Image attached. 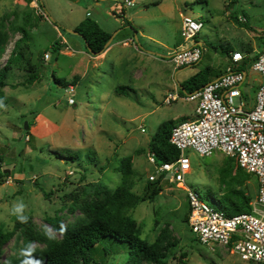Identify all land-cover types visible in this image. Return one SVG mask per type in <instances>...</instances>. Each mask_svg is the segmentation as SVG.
<instances>
[{
    "label": "rangeland",
    "instance_id": "rangeland-1",
    "mask_svg": "<svg viewBox=\"0 0 264 264\" xmlns=\"http://www.w3.org/2000/svg\"><path fill=\"white\" fill-rule=\"evenodd\" d=\"M98 3L0 0V31L5 38L0 67L12 56L22 30L27 35L23 41L27 58L31 63H41L40 79L31 85L23 84L28 75L25 62L14 63L3 87L6 101L0 107V155L2 169H8L9 175L0 184V227L12 230L16 217L10 211L20 200L29 219L0 247V264L23 259L20 249L29 242L35 246V253L42 254L60 239L57 232L55 240L44 236V227L52 228L46 217L57 216L68 228L90 220L93 209L103 202L102 190L121 184L124 163L134 171L132 190L140 194L153 170L147 162L148 142L158 125L169 119H192L197 106V100L182 98L167 105L163 103L165 92L206 66L214 64L215 71L225 72L226 63L233 65L228 58L231 53L226 55L220 49L221 41L249 58L264 44V0H159L157 4L133 0L132 6H125L126 0ZM111 4L114 8L110 11ZM182 15L202 17L204 26L198 34L207 46L198 63L182 67L175 75L177 70L168 55L181 39L178 30ZM86 16L111 35L113 28L128 20L138 32V41L129 42L126 48L116 46L98 67L83 63L81 56H88L77 53L82 43L75 44L73 39L80 38L69 30ZM238 16H244L247 23L236 21ZM122 30L127 34L119 33L114 42L134 34L131 28ZM54 41L60 45L58 52L52 48ZM247 69L241 99L252 107L260 76ZM120 85L126 88L114 89ZM239 102L240 98H234V103ZM25 123L30 124L28 135ZM184 153L190 170L183 184L196 189L204 201L211 204V197L215 201L232 189L244 191L250 203L254 201L256 177L242 170L248 177L238 180L234 158L220 152L200 156L192 148ZM70 155L77 157L71 160ZM161 184L153 200L136 204L125 215L134 221L139 238L156 245L164 264L244 263L229 247L200 244L186 221L185 191L175 183ZM100 246L109 254L101 253V248L92 264L126 261V242L105 237Z\"/></svg>",
    "mask_w": 264,
    "mask_h": 264
},
{
    "label": "built area",
    "instance_id": "built-area-1",
    "mask_svg": "<svg viewBox=\"0 0 264 264\" xmlns=\"http://www.w3.org/2000/svg\"><path fill=\"white\" fill-rule=\"evenodd\" d=\"M128 5L132 6L133 0H126L125 6ZM238 20L244 22L245 17L238 16ZM203 26L200 17L181 16L179 35L183 44L168 55L173 68L199 62L203 49L194 41ZM132 41L122 43L127 45ZM246 60L247 67L260 76L252 107H247L241 99V85L248 69H241L240 64ZM230 61L233 65L201 88L185 94L175 88L165 94L163 103L167 105L182 98L197 100V106L192 119L179 121L171 128L169 141L179 151L176 159L158 162L155 155L148 152L147 162L153 168L148 180L175 183L185 191L189 207L187 223L200 244L219 243L229 247L244 264H264V44L256 59L233 51ZM236 97L240 98L238 104L234 103ZM69 102L73 104L74 100L70 98ZM188 148L200 156L223 153L256 177V196L249 212L229 215L204 201L196 189L183 184L190 170L189 158L184 153Z\"/></svg>",
    "mask_w": 264,
    "mask_h": 264
},
{
    "label": "trees",
    "instance_id": "trees-1",
    "mask_svg": "<svg viewBox=\"0 0 264 264\" xmlns=\"http://www.w3.org/2000/svg\"><path fill=\"white\" fill-rule=\"evenodd\" d=\"M157 3L158 1L153 2V4ZM234 19L240 23H247L246 18L244 22L239 21L238 17H234ZM126 27H129L133 32H136V29L128 20H124L123 25L119 30ZM72 30L77 32V34L83 39L88 53L92 55H97L103 52L106 48L105 44L111 37V33L105 31L97 21L89 16L81 19L74 27H72ZM22 32L23 36L16 42L12 56H10L7 62L0 67V101H3V103L6 101L3 87L7 84L6 79L9 70L14 63L19 61L25 62L28 75L24 80V85H31L40 79L41 63H31L30 59L27 58V45L23 43L27 35L24 30H22ZM4 39L5 38L0 31V55ZM59 46L58 41H54L52 48L58 52L60 49ZM224 52L226 55H229V50L224 49ZM256 57L257 54L251 59L254 60ZM247 63L248 60L242 62L240 68L246 69ZM218 75L219 72L215 71L213 67L207 66L200 69L180 82V86L183 90L179 89V92L183 94L184 92H191L199 89ZM125 88L124 85H120L116 89ZM178 121L179 120L169 119L161 122L148 142V150L155 155L158 162L173 161L179 154L178 149L169 141L171 128ZM29 128L30 124L28 123L27 129H25V135L29 134ZM69 157L71 160H74L77 156L70 155ZM2 162L3 156L0 155V184L3 182L4 178L9 175L4 172V169H2ZM236 164L238 170L237 179H246L248 177L247 173L242 172L243 169L240 168L237 161ZM121 168L123 174L121 184L113 190H102L103 202L93 209L92 217L87 222L75 227H67V232L65 234H60L59 228L61 224H63L60 219L57 216H49L45 218V221L60 235V239L50 244L44 253H34L36 258L40 259L43 264H78L79 262L82 264H92L95 262V255L99 254L100 252L98 251L102 248L100 246L101 240L105 237H111L115 240L127 243V256L124 264H143L144 261L164 264L162 255L158 252L156 245L147 244L144 240L139 238L133 229L134 221L125 215V212L136 204L146 200H153L161 191L162 184L160 180H147L143 186L142 192L137 194L132 190V177L134 171L130 169L128 163H124ZM44 195L47 196L48 193H45ZM211 201V204L215 208L223 210L229 215L249 212L251 210V198L240 189L229 190L225 196L220 197L215 201L211 197ZM188 214L186 217L187 222ZM22 225L23 224L15 219L12 230L4 231L0 227V247L9 241ZM101 251V253L105 255L109 254L105 247H103ZM21 260L22 259H19L14 263L4 264H20Z\"/></svg>",
    "mask_w": 264,
    "mask_h": 264
},
{
    "label": "crops",
    "instance_id": "crops-1",
    "mask_svg": "<svg viewBox=\"0 0 264 264\" xmlns=\"http://www.w3.org/2000/svg\"><path fill=\"white\" fill-rule=\"evenodd\" d=\"M98 1H108V0H95V4L96 5H99V3H98ZM114 8V4H111L110 6H109V10L111 11L112 9ZM201 19H202V17L201 16H199ZM116 18H119V17H116ZM95 20V19H94ZM203 20V19H202ZM96 21V20H95ZM204 22V21H203ZM99 24V23H98ZM116 27V26H115ZM120 27L121 26H118V28H113L114 29V33H115V35L113 36V39L111 40V42L106 46V48H105V50L103 51V52H101L100 54H97V55H92V54H90V53H88V51H87V48H86V46H85V43H84V41H83V39L80 37V36H78V35H76V34H73V35H75L76 37L75 38H80V40L78 39V40H74L73 39V42L76 44L77 42H80V43H82L81 44V47L77 50V53H80L81 55H82V53L83 54H85V56H88V57H84L83 55L81 56L83 59H85V61L83 62V63H88V64H92L93 66H96V67H98V65H100L105 59H107V57H108V55H109V53L113 50V48H115L116 46H121V48H126V47H128V46H130V44L128 43L127 45H125V44H123L122 42H123V38H120L119 40H116L115 42H114V38L119 34V33H124V31H125V35L127 34L126 33V30H119L120 29ZM126 28H128L129 29V27H126ZM113 29H112V31H113ZM107 32H109L108 30H107ZM178 32H179V30H178ZM110 33V32H109ZM127 37V39H133L134 41H138V32H134V34H132L131 36H126ZM224 42V41H223ZM222 41L221 42H219L218 44H221L222 46H220V49L221 50H224V49H227V50H229V54L230 53H232L233 51H238V50H230V47H229V44L228 43H223ZM183 44V41H182V39H180L179 41H177L175 44H174V46H175V48H178L180 45H182ZM194 44H196L197 46H200L202 49H203V54H202V56L204 55V52L206 51V46H207V43H206V41L204 40V38H200L199 37V34L195 37V41H194ZM190 45V44H189ZM136 50H138V49H136ZM214 51L216 52L217 51V49H215L214 48ZM138 52H140V53H142L140 50L138 51ZM247 55V54H246ZM134 55L131 53L130 54V56L129 57H133ZM137 56V55H136ZM202 58V57H201ZM228 58L230 59V55L228 56ZM93 61H95V62H93ZM200 61V60H199ZM227 62H229V60H227ZM231 62V61H230ZM229 62V63H230ZM91 65V66H92ZM228 65V63H226V65H225V68H224V71L227 69V66ZM210 67H213L214 69H215V66H214V64L213 65H209ZM184 67V66H183ZM186 67H189V66H186ZM207 67V66H206ZM86 68H87V64L83 67V74L85 73V70H86ZM91 71H92V67H90L89 68ZM175 70H177L174 74L176 75L177 74V72L178 71H180L181 69H182V67H179V68H174ZM94 70V69H93ZM195 73V72H194ZM193 73V74H194ZM221 73H223V72H219V75L221 74ZM192 75V74H191ZM218 75V76H219ZM141 76H143V72L141 73ZM217 76V77H218ZM189 77V76H188ZM216 78V77H215ZM214 78V79H215ZM82 79V78H81ZM186 79V78H185ZM184 79V80H185ZM174 84V83H173ZM179 85V84H178ZM118 86H116L114 89H116ZM174 88H171L170 90H172V89H175V88H178V89H180L179 88V86H177L176 84H174V86H173ZM170 90H168V91H170ZM168 91H166L165 92V94L168 92ZM165 94H164V96H165ZM257 181V180H256ZM255 196H256V194H255ZM255 198V197H254ZM250 205L252 206V203H250ZM241 264H244V263H241Z\"/></svg>",
    "mask_w": 264,
    "mask_h": 264
},
{
    "label": "clouds",
    "instance_id": "clouds-1",
    "mask_svg": "<svg viewBox=\"0 0 264 264\" xmlns=\"http://www.w3.org/2000/svg\"><path fill=\"white\" fill-rule=\"evenodd\" d=\"M0 107H4L3 101H0ZM25 209L26 205L20 200L13 203L10 214L15 216L19 223L27 224L29 217L24 214ZM59 232L60 234H65L67 232V227L61 224ZM43 234L48 240L56 239V231L47 226L44 227ZM35 251V246L31 242H29L24 248L20 249L19 254L23 257L20 264H43L40 259L35 257Z\"/></svg>",
    "mask_w": 264,
    "mask_h": 264
},
{
    "label": "water",
    "instance_id": "water-1",
    "mask_svg": "<svg viewBox=\"0 0 264 264\" xmlns=\"http://www.w3.org/2000/svg\"><path fill=\"white\" fill-rule=\"evenodd\" d=\"M156 1H159V0H152V2H156ZM69 32L72 33V34H76V35H78L77 32H75V31H73V30H69ZM115 33H116V32H115ZM115 33H113V34L111 35V37L109 38V40L107 41V43L105 44V46H107V45L111 42V40L113 39V36L115 35ZM157 55H158V56H162V55H160V54H157ZM178 86H179V88H180L181 90H183L182 87L180 86V84H179ZM24 127H25V129H27V123H25V126H24ZM4 172L9 173V170H8V169H5ZM25 182H29V180L26 179Z\"/></svg>",
    "mask_w": 264,
    "mask_h": 264
}]
</instances>
